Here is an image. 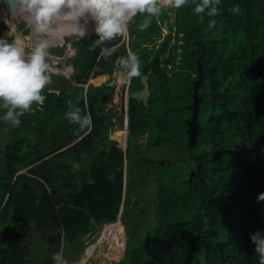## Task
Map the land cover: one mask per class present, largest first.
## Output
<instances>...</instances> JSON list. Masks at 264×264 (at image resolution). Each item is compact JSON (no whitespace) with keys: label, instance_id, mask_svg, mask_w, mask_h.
Wrapping results in <instances>:
<instances>
[{"label":"trees","instance_id":"1","mask_svg":"<svg viewBox=\"0 0 264 264\" xmlns=\"http://www.w3.org/2000/svg\"><path fill=\"white\" fill-rule=\"evenodd\" d=\"M161 5L148 27H141L146 14L139 13L128 26L141 61L129 91L138 90L137 81L142 88L148 75L151 92L147 104L129 98L125 151L108 134L113 114L105 113L104 84L76 85L72 94L45 90L44 105H33L19 126L0 122L8 127L0 145V264H54L63 237L72 247L69 264L90 243L85 235L98 236L102 223L120 213L129 219L120 264H259L250 235L264 230L258 200L264 193V0H221L212 17L195 14L191 0L179 9ZM95 39L75 42L77 83L106 73L109 83L129 53L125 44L114 48L121 36L92 49ZM102 47L115 51L104 57ZM200 73L199 134L191 147L188 122ZM107 88L110 98L114 85ZM70 104L91 116L90 127L67 119ZM143 138L166 155L143 154ZM153 183L155 191L145 194ZM32 233L46 241V257L43 249L30 256L34 238L23 243Z\"/></svg>","mask_w":264,"mask_h":264},{"label":"clouds","instance_id":"2","mask_svg":"<svg viewBox=\"0 0 264 264\" xmlns=\"http://www.w3.org/2000/svg\"><path fill=\"white\" fill-rule=\"evenodd\" d=\"M165 2L179 9L190 0H165ZM191 2L194 4L193 11L197 15L206 14L212 17L219 13L218 5L221 0H191ZM161 10L160 0H19L18 11L24 16L33 41L30 47H26L19 37L10 40L7 36L0 35V112H2L0 122L19 126L20 117L31 111L34 104L44 105L47 98L44 94L45 90L48 93L53 92V89L47 87L51 83L49 50L65 37H85L89 25H94L95 33L87 36L97 37L95 42L97 41L99 45L121 36V42L125 44L129 53L126 57L120 58L117 71L121 69L125 80L140 76V58L130 47L129 22L138 13L146 14L141 25L142 28H146L149 26L150 18L158 16ZM200 18L203 19V16ZM214 25L215 21H210L208 26L212 28ZM63 43L57 48L65 47L64 40ZM116 47L118 45L114 46ZM114 48L102 47L101 55L112 56ZM76 52L75 50L69 55L76 56ZM116 78L117 76L115 83H117ZM105 113L110 112L107 110ZM65 116L71 123L78 124L81 129L90 127L92 123L91 116L82 113L79 106L70 104ZM116 131L118 130L114 129V132ZM21 172H26V169ZM258 200L264 201V193L258 196ZM112 222L114 221H110V224ZM250 240L259 257V264H264V230L258 229L250 235ZM51 259L54 264H68L62 251L53 253Z\"/></svg>","mask_w":264,"mask_h":264},{"label":"rangeland","instance_id":"3","mask_svg":"<svg viewBox=\"0 0 264 264\" xmlns=\"http://www.w3.org/2000/svg\"><path fill=\"white\" fill-rule=\"evenodd\" d=\"M165 1V0H160V2ZM165 4L167 6H171L170 4L166 3ZM0 23H4V26L2 27L1 31H0V35H7V38L9 37V39H14V35L10 33H12V29L16 30L17 33L21 34L24 36L25 38V46L26 47H30L32 45V35H31V30L27 25V22L25 20V18L20 15V13H18L16 11V9L14 7H12L10 0H0ZM4 12V13H3ZM3 14V16H1ZM6 16H5V15ZM7 17L9 20H12V22L14 24H10L7 23V19L5 18ZM13 26H15V28H13ZM94 32V25H89L88 28V33L92 34ZM7 33V34H6ZM20 35V36H21ZM85 36V37H79V36H70V37H65L62 39V44L63 40L65 42V47H62L61 49L57 48L58 45H62L59 44V42H57L50 50H49V54H48V63H49V75L51 77V83L52 87L54 86L57 89H68L67 92H71L69 90H72L74 87H76L74 80L73 81H67L64 82L62 80V78L58 77V76H63V70L66 67L72 66V75L74 77V74L77 73V69L76 67H74V61L73 56L69 55L72 54L73 51H75V42H80L83 41L87 38H90L91 36ZM26 36V37H25ZM125 39L127 42V32L125 33ZM127 44V43H126ZM69 46L71 49H69ZM52 58H51V57ZM55 57H59V59H56ZM56 62V63H55ZM64 64V65H63ZM55 66V67H54ZM120 66V63H119ZM118 66V67H119ZM117 67V68H118ZM121 71V70H120ZM123 73V72H122ZM116 76H118V71L116 72ZM53 77V78H52ZM65 77V76H63ZM67 78V77H66ZM103 79H107L106 76H103ZM103 79L99 82H95V83H101L103 81ZM96 80V79H95ZM54 84V85H53ZM107 84H104L105 87L103 86L102 89L107 91V94L110 92V89L107 88ZM116 86L114 85V89L111 90L112 91V95L111 98L109 100L106 101V105H105V112L108 110L110 113L111 112H116V117H114L117 121H115L116 123H121L120 125V129L119 131L114 132V130L111 131L110 133V129L111 128H115L114 124H110L107 127L108 130V134L109 137H113V139L115 141H118V146L121 147L124 151L126 149V141L124 136L129 133V126L127 127V130L123 128L127 125L125 123V119H124V104H125V86L124 84L119 86L118 83ZM124 86V87H123ZM141 84L139 81H137L135 88L140 89ZM64 89V90H65ZM113 97V98H112ZM101 105V103L99 101H96L95 103V108H94V112L97 115L98 112L96 111L98 109V107ZM37 114H34V116ZM122 116V119H121ZM113 120V119H112ZM126 124V125H125ZM10 125V124H9ZM124 125V126H123ZM7 128H3L0 127V145L1 147H3V140H5L7 138V134L5 132V130H7ZM123 131H125L126 133L123 134L121 133ZM89 132V131H88ZM121 136H120V135ZM32 135V137H31ZM27 137H29V140H33V133H30L29 135H26ZM124 138V139H123ZM138 143H140V147H141V152H143V154H147L150 155L151 157L157 158L159 156H163L166 155V153L164 152L163 149H159L157 147H148L146 146V140L145 138L141 139ZM64 161H68V159H63ZM72 164L73 168L78 170L80 165L78 163L72 162L70 163ZM25 169H23L24 171ZM124 170H126V178L128 177V161L126 160L124 163ZM156 188V184H150V186L147 189L146 193H149V191H155ZM148 195H146V199H147ZM149 200V204H147V209H146V215L149 217L151 215H153L154 213V207H153V201ZM124 206H122L123 209ZM141 207H139L138 210H140ZM128 221L129 219H123L121 217H119L116 221L112 222V225L110 224V222H105L101 225V229L98 232L99 235H85V239L88 238L90 239V243L87 245L86 249L81 253V256L79 257V259L77 260H71L69 264H120V262L124 259L125 257V253H126V247H127V242H128V236L126 233V225L124 224V221ZM134 222L136 223V221L134 220ZM114 223V224H113ZM110 224V225H109ZM109 226H113L111 231H108ZM137 236H141V230L139 231ZM34 238V242L32 244H30V248L32 250V254H30L31 257H33L35 255V253H38V251L41 249L45 250L44 252L42 251L41 255L43 257L47 256V245H46V241L42 240L41 237H36L35 233H32V235L27 237L26 242H24L23 244H26L28 240ZM147 238H148V234H147ZM67 240L66 238H62V250L65 254V258H70L72 257V247H70V249H67ZM39 251V252H40ZM40 259H42V257H38L37 261L40 262Z\"/></svg>","mask_w":264,"mask_h":264},{"label":"water","instance_id":"4","mask_svg":"<svg viewBox=\"0 0 264 264\" xmlns=\"http://www.w3.org/2000/svg\"><path fill=\"white\" fill-rule=\"evenodd\" d=\"M12 4V0H10ZM32 35V34H31ZM33 38V36H32ZM99 43L97 41L92 45V49H94L96 46H98ZM200 70V66H199ZM142 80V88L139 90H135L132 93H130V97L136 99L138 102H143L144 104H147L149 97H150V88H149V83H148V75H143L141 77ZM202 80V76L200 73V77L194 81V92H193V104L191 105V110H192V118L188 122L189 124V139H188V144L189 146L193 147L196 144L197 137L199 134V122H198V112L200 109V101L201 97L198 93V88L200 86ZM115 84V79H113L111 82L108 83V85L113 86ZM57 92V91H56ZM103 101H106L107 95H103ZM194 174V172L191 173V176ZM149 237V236H148Z\"/></svg>","mask_w":264,"mask_h":264},{"label":"crops","instance_id":"5","mask_svg":"<svg viewBox=\"0 0 264 264\" xmlns=\"http://www.w3.org/2000/svg\"><path fill=\"white\" fill-rule=\"evenodd\" d=\"M165 32H166V30H165ZM164 32V33H165ZM121 44H123V42H121V40L119 41V43H117L116 45H118V46H120ZM75 58V56H73V61L75 60L74 59ZM119 65V64H118ZM73 66V65H72ZM72 66H69V68L71 69L72 68ZM75 67V66H74ZM69 68L68 67H66L62 72V74L65 76V77H63V76H61V78H62V80L64 81V82H67V81H73L74 80V83H75V85H79V83H77L76 81H75V78L73 77V76H71L70 77V75H68V74H66V71L67 70H69ZM116 72H117V70H115V74H116ZM70 74H71V70H70ZM74 76H75V74H74ZM101 76H106L107 77V79L105 80V79H103V81L101 82V83H95V79H97V78H99V77H101ZM67 77V78H66ZM53 78V77H52ZM109 78H110V74H108V73H106V74H101V75H98V76H96V77H91L90 79H89V81H88V83H86V84H84V87H85V89L88 87V85H89V83H93L94 85H98V86H101V85H103V84H105V83H108L107 81L109 80ZM111 82V81H110ZM52 85V84H51ZM54 85V84H53ZM83 85V84H82ZM117 85V84H116ZM54 86L53 87H51V89H53V91H57L58 93H59V90H54ZM65 89V88H64ZM141 89V88H140ZM66 91L68 90V89H65ZM139 90V89H138ZM107 95V94H106ZM102 98H103V96H102ZM110 98H111V96H110ZM110 98H108V95H107V99H106V101L107 100H109ZM113 98V97H112ZM102 101H103V99H102ZM106 101H103V102H106ZM34 105H36V104H34ZM31 111H34V109H31ZM112 114H113V117L112 118H110V120H111V122H112V124H114V126H115V128L114 129H116V130H118L119 131V129L121 128L120 127V125H121V123H116L115 121H117L114 117H116V112H111ZM113 119V120H112ZM124 126V125H123ZM3 128H7V127H3ZM113 128H111L109 131H110V133H111V131L112 130H114ZM124 129V128H123ZM6 131V130H5ZM1 136V135H0ZM113 138V137H112ZM7 139V138H6ZM5 139V140H6ZM5 140H3V142L5 141ZM2 142V143H3ZM49 157V156H48ZM47 157V158H48ZM46 158V159H47ZM103 224V223H102Z\"/></svg>","mask_w":264,"mask_h":264},{"label":"built area","instance_id":"6","mask_svg":"<svg viewBox=\"0 0 264 264\" xmlns=\"http://www.w3.org/2000/svg\"><path fill=\"white\" fill-rule=\"evenodd\" d=\"M121 69L118 70V76L116 78V81L117 83L119 84V86L123 85L125 86V104H124V115H125V129L127 130V127H128V110H129V88H130V83H131V79H128V80H125L124 78V74L122 73V71H120ZM123 86V87H124ZM124 130V129H123ZM121 133L125 134L126 132L123 131ZM125 140L126 141V138H127V134L124 136ZM123 138V139H124ZM125 145V144H124Z\"/></svg>","mask_w":264,"mask_h":264},{"label":"bare ground","instance_id":"7","mask_svg":"<svg viewBox=\"0 0 264 264\" xmlns=\"http://www.w3.org/2000/svg\"><path fill=\"white\" fill-rule=\"evenodd\" d=\"M12 7H14L15 9H16V11L19 13V11H18V9H19V0H12ZM1 11V10H0ZM4 13V12H3ZM5 15V14H4ZM21 15V14H20ZM1 16H3V14L1 15ZM6 16V15H5ZM23 16V15H22ZM24 17V16H23ZM6 19H7V23H10L11 25L12 24H14L13 22H12V20H9L7 17H5ZM13 28H15V26H13ZM92 33V32H91ZM12 34L14 35V38H17V37H19L21 40H22V42L24 43V45H25V38H24V36L23 35H21V34H19V33H17V31L16 30H14V29H12ZM21 35V36H20ZM26 37V36H25ZM59 43H61L62 44V40H60L59 41ZM51 57V56H50ZM53 57V56H52ZM51 57V58H52ZM54 58V57H53ZM56 59H59V57H55ZM56 63V62H55ZM64 65V64H63ZM55 67V66H54ZM73 67V66H72ZM69 68V67H68ZM70 70H71V73L73 72L72 71V68L70 69L69 68V70H67L66 71V74H70ZM72 75V74H71ZM64 76V75H63ZM114 224V223H113ZM112 225V224H111ZM112 227L113 226H109V228H108V231H111L112 230Z\"/></svg>","mask_w":264,"mask_h":264},{"label":"flooded vegetation","instance_id":"8","mask_svg":"<svg viewBox=\"0 0 264 264\" xmlns=\"http://www.w3.org/2000/svg\"><path fill=\"white\" fill-rule=\"evenodd\" d=\"M58 77H60L61 78V76H58ZM55 90V89H54Z\"/></svg>","mask_w":264,"mask_h":264}]
</instances>
